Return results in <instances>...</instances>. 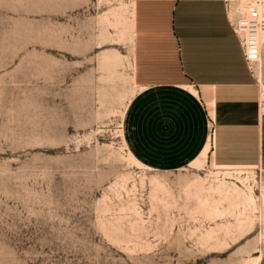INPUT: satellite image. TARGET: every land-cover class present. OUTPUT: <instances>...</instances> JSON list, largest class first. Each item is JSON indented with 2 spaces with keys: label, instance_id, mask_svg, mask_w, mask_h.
<instances>
[{
  "label": "rangeland",
  "instance_id": "obj_1",
  "mask_svg": "<svg viewBox=\"0 0 264 264\" xmlns=\"http://www.w3.org/2000/svg\"><path fill=\"white\" fill-rule=\"evenodd\" d=\"M133 30L124 2L0 0V264H264V175L129 161Z\"/></svg>",
  "mask_w": 264,
  "mask_h": 264
},
{
  "label": "crops",
  "instance_id": "obj_2",
  "mask_svg": "<svg viewBox=\"0 0 264 264\" xmlns=\"http://www.w3.org/2000/svg\"><path fill=\"white\" fill-rule=\"evenodd\" d=\"M229 1L96 0L133 12L138 90L122 128L147 169L172 172L200 159L264 175V44L260 64L248 67Z\"/></svg>",
  "mask_w": 264,
  "mask_h": 264
},
{
  "label": "built area",
  "instance_id": "obj_3",
  "mask_svg": "<svg viewBox=\"0 0 264 264\" xmlns=\"http://www.w3.org/2000/svg\"><path fill=\"white\" fill-rule=\"evenodd\" d=\"M231 14V24L244 50L248 67L259 65L262 58L263 43L260 36L264 34V0H254L248 3L244 11L227 6Z\"/></svg>",
  "mask_w": 264,
  "mask_h": 264
},
{
  "label": "bare ground",
  "instance_id": "obj_4",
  "mask_svg": "<svg viewBox=\"0 0 264 264\" xmlns=\"http://www.w3.org/2000/svg\"><path fill=\"white\" fill-rule=\"evenodd\" d=\"M254 0H249V2L251 3V2H253ZM260 40H261V43H263L264 44V34H262L261 36H260ZM189 89H191V91H193L195 94L197 93L195 90H193L192 88H189ZM124 113V112H123ZM123 116V115H122ZM122 127V126H121ZM120 137H121V139H122V143H123V145L126 147V144H125V140H124V135H123V131L122 130H120ZM207 149H208V146H207V148L204 150V152L203 153H201L202 154V156L203 157H206V155H207ZM127 155H128V159H129V161L132 163V164H134V165H136V166H138V167H145L141 162H139L132 154H131V152L127 149ZM192 166H196V167H201V166H203L204 165V160H196L195 162L193 161L192 163ZM262 197H263V199H264V184H262ZM260 259H261V257H255V258H248L246 261H245V264H259V262H260Z\"/></svg>",
  "mask_w": 264,
  "mask_h": 264
}]
</instances>
